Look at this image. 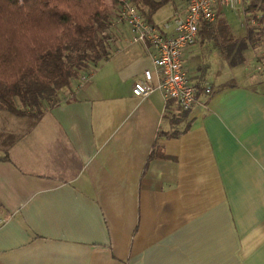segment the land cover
Wrapping results in <instances>:
<instances>
[{"label":"crops","instance_id":"obj_1","mask_svg":"<svg viewBox=\"0 0 264 264\" xmlns=\"http://www.w3.org/2000/svg\"><path fill=\"white\" fill-rule=\"evenodd\" d=\"M110 33L76 99L36 122L0 109V264H264V77L213 80L197 40L184 65L210 93L186 132L157 135L167 100L131 92L151 56Z\"/></svg>","mask_w":264,"mask_h":264},{"label":"trees","instance_id":"obj_2","mask_svg":"<svg viewBox=\"0 0 264 264\" xmlns=\"http://www.w3.org/2000/svg\"><path fill=\"white\" fill-rule=\"evenodd\" d=\"M129 1L155 22L154 13L171 0ZM118 7V0H0V109L36 122L45 102L59 90H68L65 101L76 99L71 81L77 79L78 84L108 56V32L120 24ZM244 19L251 24L245 41L237 43L222 20L201 22L196 41L211 43L231 64H235L232 53L247 43L262 46L264 52V0H248ZM194 84L198 97L206 86ZM189 111L168 99L163 117L172 129L158 130L157 135L177 137L186 132L192 121L187 119Z\"/></svg>","mask_w":264,"mask_h":264},{"label":"built area","instance_id":"obj_3","mask_svg":"<svg viewBox=\"0 0 264 264\" xmlns=\"http://www.w3.org/2000/svg\"><path fill=\"white\" fill-rule=\"evenodd\" d=\"M118 1L116 19L127 27L128 43L144 45L154 67L143 70L131 87L132 94L146 96L159 90L165 100L172 99L182 109L190 110L197 103V86L184 65L185 52L195 43L201 22H215L218 7L235 10L243 0H182V10L173 11L160 22L148 21L129 0ZM90 75H83L77 88L87 83ZM203 92L209 94L210 88L206 86Z\"/></svg>","mask_w":264,"mask_h":264},{"label":"rangeland","instance_id":"obj_4","mask_svg":"<svg viewBox=\"0 0 264 264\" xmlns=\"http://www.w3.org/2000/svg\"><path fill=\"white\" fill-rule=\"evenodd\" d=\"M173 8L172 0L160 7L153 15L154 21H160L166 16H168ZM227 20V23L229 24L231 28V32L236 38V42L239 43L240 41H245L246 37V31L248 27L251 25L250 23L246 22L244 19V6L240 5L238 9L236 10H227L225 11V17ZM120 29H116L119 28ZM124 28H127L125 24L120 23L119 25H116L113 27V29L116 32H120V30H123ZM108 32V38L111 40L112 33ZM199 47V46H197ZM263 47L257 46L252 47L250 44L247 43V46L240 52H233L232 55L234 56V63L235 64H225V60L221 59L220 56H218V52L216 49L212 47L210 43H204L202 44V47L200 48L199 54V60L202 63L203 62V69L205 71V74H207L210 78H215L221 76L219 78H222L224 76H228L231 73L236 75L237 82H247L248 79L250 80H256L261 79L264 77V52H262ZM101 62V61H100ZM221 63L223 68H221ZM100 63H98L99 65ZM94 67V71L97 70V67ZM244 67H246L244 69ZM221 69L220 74H216V71ZM223 69V70H222ZM93 70L91 72H93ZM80 71V70H79ZM83 72V71H82ZM219 73V71H218ZM79 77V76H78ZM215 80V79H213ZM218 80V78L216 79ZM77 79H73L71 81L72 86L77 87L76 83ZM68 95V90L61 89L59 90L56 95L51 97L49 101L45 102V104L54 101L55 99H61V95Z\"/></svg>","mask_w":264,"mask_h":264}]
</instances>
